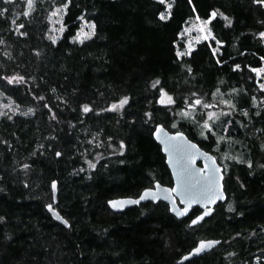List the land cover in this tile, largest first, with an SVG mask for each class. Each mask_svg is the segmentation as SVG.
<instances>
[{
	"label": "trees",
	"instance_id": "1",
	"mask_svg": "<svg viewBox=\"0 0 264 264\" xmlns=\"http://www.w3.org/2000/svg\"><path fill=\"white\" fill-rule=\"evenodd\" d=\"M196 19L212 37L187 52ZM262 69L264 0H0V264H179L202 239L221 242L183 264H264ZM158 124L224 168L202 224L108 206L173 186Z\"/></svg>",
	"mask_w": 264,
	"mask_h": 264
},
{
	"label": "water",
	"instance_id": "2",
	"mask_svg": "<svg viewBox=\"0 0 264 264\" xmlns=\"http://www.w3.org/2000/svg\"><path fill=\"white\" fill-rule=\"evenodd\" d=\"M153 136L161 145L166 156V162L173 177V186H166L160 182H155L153 187L142 191L138 197H120L108 201L109 208L114 212H124L125 210L139 206L147 202H165L169 205L170 212L178 219L188 217L195 207H199L201 212L195 216L190 225L192 227L202 224L215 211V207L220 202H225L227 194L224 188V168L218 162L216 156L207 152L196 142L191 140L182 131H170L163 124H158ZM54 203L58 196V183H53ZM145 193H149L148 197ZM116 207H113V205ZM50 206V207H49ZM48 206L49 212L59 222L69 227L67 220L53 207ZM51 209V210H50ZM207 213V214H205ZM59 216L60 219L56 217ZM203 217V219H200ZM193 221H197L193 223ZM203 250L197 252L200 245L209 244ZM220 240L202 239L197 245L179 261V264L186 263L194 258H198L220 244Z\"/></svg>",
	"mask_w": 264,
	"mask_h": 264
},
{
	"label": "rangeland",
	"instance_id": "3",
	"mask_svg": "<svg viewBox=\"0 0 264 264\" xmlns=\"http://www.w3.org/2000/svg\"><path fill=\"white\" fill-rule=\"evenodd\" d=\"M54 21L57 23H61L59 18L56 17ZM93 31V27L86 23L83 25L81 31L78 34V39L82 40L88 36ZM212 37V34L210 30L208 29V22L201 21L199 19H196L195 21H192L186 28L183 33V39L186 45V50L191 51L196 44L203 40H209ZM264 74V69L259 71V75Z\"/></svg>",
	"mask_w": 264,
	"mask_h": 264
},
{
	"label": "snow or ice",
	"instance_id": "4",
	"mask_svg": "<svg viewBox=\"0 0 264 264\" xmlns=\"http://www.w3.org/2000/svg\"><path fill=\"white\" fill-rule=\"evenodd\" d=\"M6 2H8V0H6ZM161 2L163 3V0H161ZM31 3H32V0H28L29 7H31ZM213 16H215V13H213ZM163 18H164V17L161 16V19H163ZM93 28H94V26H93ZM168 99H169V102H171V98L169 97ZM126 103H127V100H126V99H125V100H122L121 103H120L119 105H113L111 110H115V109L118 108V107H122V106H123L124 104H126ZM195 103L199 104L200 101H196ZM89 110H90V109L87 108V107L84 108V111H85V112H87V111H89ZM205 127H207V125H205ZM58 155H59V153H58ZM53 187H55V185H53ZM149 195H150L149 193H145V196L142 197V198L148 197ZM49 207H50V206H49ZM113 207H116V205L114 204ZM50 210H51V209H50ZM205 214H207V213H205ZM56 218H57V219H60L59 216H57ZM200 219H203V217H201ZM196 222H197V221H193V223H196ZM210 246H211V242H210L209 244H207V245L202 243V244L200 245V247L197 249V252L203 250V249L206 248V247H210Z\"/></svg>",
	"mask_w": 264,
	"mask_h": 264
}]
</instances>
